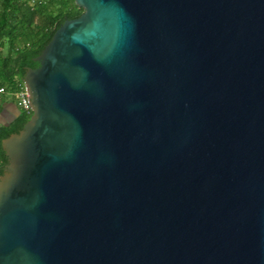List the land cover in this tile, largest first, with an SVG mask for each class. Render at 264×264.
Listing matches in <instances>:
<instances>
[{
	"label": "water",
	"instance_id": "water-1",
	"mask_svg": "<svg viewBox=\"0 0 264 264\" xmlns=\"http://www.w3.org/2000/svg\"><path fill=\"white\" fill-rule=\"evenodd\" d=\"M3 140L0 264H264V0H75Z\"/></svg>",
	"mask_w": 264,
	"mask_h": 264
},
{
	"label": "trees",
	"instance_id": "trees-1",
	"mask_svg": "<svg viewBox=\"0 0 264 264\" xmlns=\"http://www.w3.org/2000/svg\"><path fill=\"white\" fill-rule=\"evenodd\" d=\"M84 11L75 0H0V88L25 90L27 70L39 67L37 57L56 30ZM32 115L22 109L14 124L0 128V176L9 163L3 140L21 131Z\"/></svg>",
	"mask_w": 264,
	"mask_h": 264
},
{
	"label": "crops",
	"instance_id": "crops-1",
	"mask_svg": "<svg viewBox=\"0 0 264 264\" xmlns=\"http://www.w3.org/2000/svg\"><path fill=\"white\" fill-rule=\"evenodd\" d=\"M21 114L19 101L13 96L0 93V128L14 124Z\"/></svg>",
	"mask_w": 264,
	"mask_h": 264
},
{
	"label": "built area",
	"instance_id": "built-area-1",
	"mask_svg": "<svg viewBox=\"0 0 264 264\" xmlns=\"http://www.w3.org/2000/svg\"><path fill=\"white\" fill-rule=\"evenodd\" d=\"M0 93L5 94V95L8 94V95L16 98L19 101L21 108L23 110L27 111L28 113L33 111L32 106H31L30 94H29L27 89H25L23 91L15 92V93H8L5 91V89L0 88Z\"/></svg>",
	"mask_w": 264,
	"mask_h": 264
}]
</instances>
